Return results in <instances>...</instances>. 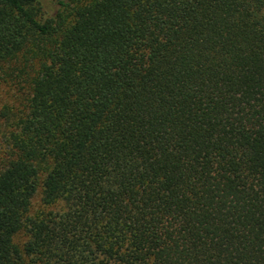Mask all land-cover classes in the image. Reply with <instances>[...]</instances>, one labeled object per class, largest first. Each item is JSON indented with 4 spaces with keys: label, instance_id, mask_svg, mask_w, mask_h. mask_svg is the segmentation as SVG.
<instances>
[{
    "label": "trees",
    "instance_id": "trees-1",
    "mask_svg": "<svg viewBox=\"0 0 264 264\" xmlns=\"http://www.w3.org/2000/svg\"><path fill=\"white\" fill-rule=\"evenodd\" d=\"M0 0V264H264V0Z\"/></svg>",
    "mask_w": 264,
    "mask_h": 264
},
{
    "label": "rangeland",
    "instance_id": "rangeland-1",
    "mask_svg": "<svg viewBox=\"0 0 264 264\" xmlns=\"http://www.w3.org/2000/svg\"><path fill=\"white\" fill-rule=\"evenodd\" d=\"M48 11H51L52 9H56L58 6L55 4L56 0H46ZM8 94V87L5 83L0 81V115L1 111L4 109V99L7 98Z\"/></svg>",
    "mask_w": 264,
    "mask_h": 264
}]
</instances>
